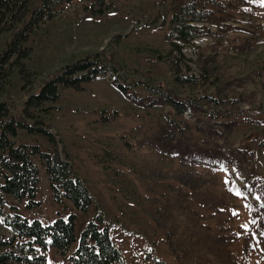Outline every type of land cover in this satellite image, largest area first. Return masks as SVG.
Instances as JSON below:
<instances>
[{
	"label": "rangeland",
	"instance_id": "obj_1",
	"mask_svg": "<svg viewBox=\"0 0 264 264\" xmlns=\"http://www.w3.org/2000/svg\"><path fill=\"white\" fill-rule=\"evenodd\" d=\"M184 3L210 16L196 23L202 36L173 43L169 21ZM57 8L26 43L28 81L13 69L1 97L19 116L30 90L64 64L90 56L104 66L43 106L39 125L50 135L18 130L14 138L68 158L92 200L85 212L55 201L34 160L39 207L8 204L42 224L73 215L70 251L98 213L124 264H264V0ZM11 236L0 221V240ZM44 254L48 264L69 263L53 248Z\"/></svg>",
	"mask_w": 264,
	"mask_h": 264
},
{
	"label": "trees",
	"instance_id": "obj_2",
	"mask_svg": "<svg viewBox=\"0 0 264 264\" xmlns=\"http://www.w3.org/2000/svg\"><path fill=\"white\" fill-rule=\"evenodd\" d=\"M69 1L0 0V39L10 34L0 51V221L13 235L0 240V264H48L44 254L48 247L66 256L68 264H124L119 249L110 239L104 218L98 213L86 223L77 245L70 251L75 242L73 215L67 219L56 217L52 223L42 224L37 219L28 221L13 204H8V198H12L25 200L28 208L39 207L40 201L36 198L38 168L34 160L43 165L55 201L67 199L82 212L91 204L90 193L78 179L68 158H62L57 150H41L36 143H16L14 138L18 130L50 135L40 126L50 109L43 106L56 100L60 89H80L81 84L100 75L104 66L90 56L64 64L30 90L19 116L10 112L8 102L1 97L13 69L21 78H26L24 82L28 81L29 72L24 61L31 52L26 45L29 37L41 23L59 14L58 6ZM194 5L184 3L172 14L168 39L173 43L189 44L203 35L196 23L206 21L210 14L209 11L200 12L201 8L196 12L198 8Z\"/></svg>",
	"mask_w": 264,
	"mask_h": 264
}]
</instances>
